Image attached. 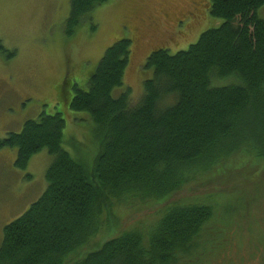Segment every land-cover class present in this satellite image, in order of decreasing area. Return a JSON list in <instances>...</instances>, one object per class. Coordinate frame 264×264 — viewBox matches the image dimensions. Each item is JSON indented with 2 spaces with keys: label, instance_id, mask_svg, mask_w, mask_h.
Returning <instances> with one entry per match:
<instances>
[{
  "label": "trees",
  "instance_id": "trees-1",
  "mask_svg": "<svg viewBox=\"0 0 264 264\" xmlns=\"http://www.w3.org/2000/svg\"><path fill=\"white\" fill-rule=\"evenodd\" d=\"M106 0H70L64 33L71 36ZM264 0H208L221 24L202 32L187 49L151 51L137 102L131 88L119 95L131 40L105 49L88 79L59 99L89 115L100 150L88 170L62 147V112L27 120L1 146L15 147L24 168L35 153L52 156L47 188L3 229L0 264H169L212 216L207 203L168 207L149 237L140 230L115 233L84 252L101 228L109 199H162L206 168L249 153L264 158ZM0 50L6 51L0 40ZM64 87V86H63Z\"/></svg>",
  "mask_w": 264,
  "mask_h": 264
},
{
  "label": "rangeland",
  "instance_id": "rangeland-1",
  "mask_svg": "<svg viewBox=\"0 0 264 264\" xmlns=\"http://www.w3.org/2000/svg\"><path fill=\"white\" fill-rule=\"evenodd\" d=\"M191 1L106 0L66 36L70 0H0V40L6 50H0V140L19 133L25 121L40 114L62 112V147L90 170L100 150L93 122L88 114L65 107L59 90L69 97L75 88L86 90L105 49L129 38L131 55L123 85L113 94L129 87L137 102L144 80L152 76L143 68L152 50L187 49L202 32L221 24V19L204 14L208 5L196 4L198 17L182 32H174L172 18L181 17ZM257 15L264 18V5ZM16 158L15 147H0V244L4 227L47 188L45 173L52 162L46 149L32 155L24 168L15 165ZM175 203H207L213 210L199 234L169 264H264V158L249 153L203 169L162 199L110 198L101 228L82 254L98 249L115 233L140 230L149 237L165 209Z\"/></svg>",
  "mask_w": 264,
  "mask_h": 264
},
{
  "label": "flooded vegetation",
  "instance_id": "flooded-vegetation-1",
  "mask_svg": "<svg viewBox=\"0 0 264 264\" xmlns=\"http://www.w3.org/2000/svg\"><path fill=\"white\" fill-rule=\"evenodd\" d=\"M199 2V3H197ZM197 5H199V7L201 8L202 6L205 7V5H208V0H197V1H191L190 7L183 12V14H181V17H175L172 18V23L174 24V32H182L183 30H185L188 26V24L190 23V21L194 20L196 17H198V13L197 12V8L195 7ZM204 14L208 13V6L206 8L203 9ZM162 16L164 18H168V13L163 12L162 11ZM131 20L135 19V17H131ZM173 30L170 32L172 33Z\"/></svg>",
  "mask_w": 264,
  "mask_h": 264
}]
</instances>
